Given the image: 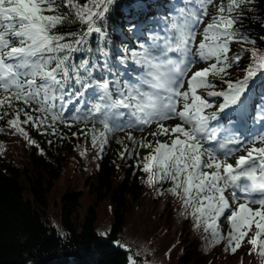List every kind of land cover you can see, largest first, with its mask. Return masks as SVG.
I'll return each instance as SVG.
<instances>
[{
    "label": "snow or ice",
    "instance_id": "1",
    "mask_svg": "<svg viewBox=\"0 0 264 264\" xmlns=\"http://www.w3.org/2000/svg\"><path fill=\"white\" fill-rule=\"evenodd\" d=\"M254 2L169 0L163 25L157 21L149 29L140 22L157 16L149 0H123L119 5L117 0H0V120L10 114L2 111L7 105L13 116L7 121L9 128L26 139L22 123L37 130L51 128L54 135L57 124L68 128L91 124L80 131L90 135L100 153L113 131L143 130L156 123L158 133L153 136L174 138L170 143L157 141L153 153L144 158L142 171L150 174L148 183L171 182L167 191L191 208L197 228L204 225L209 247L226 241L225 250L234 255L255 226L246 255L258 249L264 260V146H255L264 145V52L242 49L249 53L243 76L227 78L228 70L243 59L241 51L229 57L231 45L256 43L240 30L245 11L251 10L247 5ZM213 5L216 14L201 34L199 26ZM117 7L136 38L147 31L151 42H141L140 50L125 47V55L115 58L119 64H110L103 41L107 19ZM66 22L81 27L57 32ZM198 34L202 40L193 53ZM199 61L210 63L194 72L187 79L188 90H183L188 72ZM217 82L226 87L215 90ZM200 89L207 90L206 95ZM209 97L221 102L216 106ZM246 114H251L252 127L245 128L239 119ZM169 119L181 123L165 127L163 122ZM128 139L136 143L130 132ZM140 146L152 148L150 143ZM245 148L235 165L228 162ZM222 217L229 224L227 233L220 229Z\"/></svg>",
    "mask_w": 264,
    "mask_h": 264
},
{
    "label": "trees",
    "instance_id": "2",
    "mask_svg": "<svg viewBox=\"0 0 264 264\" xmlns=\"http://www.w3.org/2000/svg\"><path fill=\"white\" fill-rule=\"evenodd\" d=\"M121 2L123 0H117L118 5ZM149 2L154 5L152 10L157 13L153 17L155 19L168 10L166 5H169V0ZM247 8L251 10L245 11L240 30L248 38H264V0H255ZM216 11L214 7L208 14L209 22ZM149 20L141 18L140 22L147 27ZM106 25L108 35L103 45L109 53V63L119 64V60L115 58L125 54V47L129 50L132 46L137 48L136 35L127 26V21L121 18L119 7L110 14ZM80 27L78 23L66 22L56 31L74 32ZM261 41L259 45L247 44L246 47H255L264 52V40ZM93 53L78 55L90 56ZM231 54L230 52V58ZM240 62L243 63L241 73L234 71V64L228 70V79L235 80L243 76L249 55ZM223 87L226 86L217 82L215 90H222ZM13 106L24 107L15 102ZM24 110L35 115L30 108L24 107ZM2 111L10 114L0 120V128L4 129L0 132V264H132L133 260L136 264H148L145 258L152 264L156 263L155 257L147 255L149 250H159L156 245L149 248V243L153 244L154 239L150 240L147 236L133 239L124 233L129 219L135 216H141L140 220L146 223H143L144 226L154 228L161 216L152 208L159 204L169 207L178 223L187 225L186 229L195 244L192 249L183 250L178 247L182 240L177 239L176 244L171 245L166 253L169 262L175 258L174 251L177 250L176 264H214L216 258L211 256L212 252H215L218 260H235L236 264H264V260L258 255V249L253 254L246 255L252 249L248 241L253 238L255 226L234 255L225 250L226 241L209 247L206 245L204 225L197 228L191 208L186 209L179 197L167 191L171 182L157 183L153 179L151 184L148 183L150 174L144 173L142 168L145 155L153 152L156 142L150 141L146 136L133 143L128 139L129 131H113L108 135V142L100 153L99 146L93 148L90 135L86 136L80 131L81 128L87 131L91 124L85 126L76 123L71 128L57 124V134L54 135L51 128L37 130L31 123H22L21 127L28 133L26 139L15 129L9 128L7 121L13 118L11 109L5 105ZM21 117L25 118L23 114ZM96 128L101 129V125L96 124ZM73 133L77 135L74 136ZM161 139L168 142L171 138L161 135ZM140 142L150 143L152 148L141 147ZM125 148L128 151L121 158L120 153ZM19 152L21 158L28 160L27 166H21L18 162ZM75 163L80 166L78 174L89 171L84 181L85 186L67 190L60 196L54 195L67 168ZM84 188L90 194H95L88 206L83 205ZM103 205L111 211L112 221L102 226L100 208ZM57 206L60 208V215L54 212ZM228 225L222 217L221 231L227 232L225 227ZM157 231L160 235H166L168 229L162 226ZM138 240L142 244H138ZM142 246L144 247L141 249ZM176 247L178 248L175 250Z\"/></svg>",
    "mask_w": 264,
    "mask_h": 264
},
{
    "label": "rangeland",
    "instance_id": "3",
    "mask_svg": "<svg viewBox=\"0 0 264 264\" xmlns=\"http://www.w3.org/2000/svg\"><path fill=\"white\" fill-rule=\"evenodd\" d=\"M218 2H219V0H217V3ZM157 21H160V25L161 26L163 25L162 18L157 20ZM157 21L151 20L150 21V27L152 28L153 26H155ZM200 29H201V26H199V32H200ZM150 35H151L150 32H145L143 37H141L140 39H137V38L136 39L137 40H141L139 42V44L141 42H143V41H147L148 43H150L151 42L150 41ZM199 38L202 39V36H200V35L196 36L195 49H196V47L199 44ZM249 40L256 41L255 45H259L262 42L261 39H259L257 37H250ZM139 44H138V49L137 50H140L139 49ZM249 45H252V44H249ZM145 46H147V43L145 44ZM246 46H248V45L247 44L233 43L231 45V48H232L233 51L231 52L232 54L230 56H232L234 52H237V51H241L242 52V49H245V48L249 49ZM242 55H243V59H245L249 55V53L248 52H242ZM242 64L243 63L240 62L238 66L235 65L234 71H236L237 74L241 73ZM204 67H207V66H205L203 64L201 66H196V67L193 66L191 71L188 72V78L187 79H190L191 75L194 72H196L198 70H201ZM209 79L210 80L211 79L215 80L216 78L209 77ZM187 88H188V84H187V81H186L183 90H185ZM206 91L207 90L203 91L202 94L206 95ZM208 99H209V101L211 103H213L216 106H218V104L221 102L220 98L209 97ZM215 110H216V108L214 107V108L209 109L207 111L212 112V111H215ZM258 110L259 109H257V111ZM20 119H21V121H23L25 118L21 117ZM239 119L242 122L244 127H248V125L249 126L252 125L251 124V114L243 115ZM180 123L181 122L179 121V119H169V120H166V121L163 122L164 126L168 127V128L174 127L175 125L180 124ZM231 123L233 125H235L237 123V120H233V121H231ZM152 133H158V125L156 123H153L150 126H143V130H140L138 128L137 129H133L131 135L136 140L139 136L148 134L147 138L150 141L163 142L161 140V138H160L161 137L160 134H157L156 136H153ZM171 137L174 138L173 135H171ZM255 146L256 147H261V146H264V145L257 143ZM21 149L22 148H20L19 151H21ZM247 150L248 149L246 148L245 151L236 152L229 159L228 162L232 163L233 165H235L236 159L240 155L246 154ZM152 153L146 154L145 157L151 155ZM18 155L20 157V159H18V162L20 163V165L21 166L22 165L27 166L28 160H26L25 157L21 158L20 152H19ZM17 158H18V156H17ZM70 166L71 167L67 168V172L65 173V176H64L63 180L57 185V187H56V189L54 191V195L60 196L62 193H64L67 190L72 191V190H75L76 188L85 186L84 181H86V178L88 177L89 171L87 170L88 173L85 172L83 174L81 172L80 174H78L79 173L78 170L80 169V166L78 167V165L76 163L73 164V165H70ZM83 191H85V198L83 199V205H87L88 206L90 204V202H92L94 200V195L95 194L94 195L90 194L88 192L87 188H84ZM226 195H228V193H226ZM229 198H230V196L228 195V199ZM241 203H243V202H241ZM146 205H147V203L145 202V207H147ZM233 208H235V205H233ZM152 209H153L154 212L159 213V215L161 216L160 217L161 220L159 221V223L157 222L155 224L156 226L154 228H151L150 225H148V227L144 226L143 223H145V222L140 220L141 216L140 217L139 216H135V217L129 219L128 227H127V229H126L124 234H126L129 237H132L133 239H137V238L138 239H143L142 238L143 236H147L150 240L154 239L155 242H153V244L149 243V245H150L149 248L152 249L151 246L156 245V247H158L159 250L155 247L156 250L147 251V255H149L150 257H155L156 263H153V264H168L169 261L166 258V253L168 251V248L171 247V245H175L176 244L175 241L177 239L182 240L181 243L178 244V247L183 249V250L184 249L185 250H188V249L190 250V249H192V247H194L195 244H193L192 238L190 237L191 235L189 234V231L186 229L187 225H182L181 223H178L177 220L174 218L175 216L173 215V213H171V211L169 210V207L166 208L165 206H161V204H159V205H157L156 207H154ZM100 210H101V215H100L101 216V218H100L101 219L100 220L101 221V225L103 226V224H105V225L109 224L112 221L111 211L110 210L108 211L106 205H103L100 208ZM54 212H55V214L60 215V208L57 206V208H55ZM169 213L172 214V215H169ZM162 226L164 227V229L165 228L168 229V232L166 233V235H160V233H158V231H157V229L159 227H162ZM256 232H257V229H256V231H254L252 233V235H255ZM185 239H187L188 242H186L187 240H185ZM141 242H142L141 240H138V244H142ZM143 247L144 246H142L141 249ZM178 247H176L175 250ZM174 253H175V258L172 261H170L169 264H176V262L178 260V257H177L178 252H177V250L174 251ZM211 256L216 258L214 264H236L237 263V261H235V260H226V259L225 260H218V257L215 255V252H212ZM145 259H146L145 261H147L148 264H152V262L150 260H148L147 258H145Z\"/></svg>",
    "mask_w": 264,
    "mask_h": 264
},
{
    "label": "bare ground",
    "instance_id": "4",
    "mask_svg": "<svg viewBox=\"0 0 264 264\" xmlns=\"http://www.w3.org/2000/svg\"><path fill=\"white\" fill-rule=\"evenodd\" d=\"M195 52H196V49H194L193 53H195Z\"/></svg>",
    "mask_w": 264,
    "mask_h": 264
}]
</instances>
